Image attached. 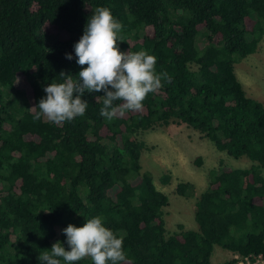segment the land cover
<instances>
[{"label": "trees", "instance_id": "16d2710c", "mask_svg": "<svg viewBox=\"0 0 264 264\" xmlns=\"http://www.w3.org/2000/svg\"><path fill=\"white\" fill-rule=\"evenodd\" d=\"M99 7L123 26L120 51L154 55L171 81L142 111L111 121L100 115L102 91L86 92L88 108L71 122L33 121L43 89L62 82V71L81 70L74 44ZM262 37L264 0H0V264H40L57 241L70 250L62 230L96 216L123 238V264H214V245L230 255L218 264L233 255L264 258V107L233 71L234 58L253 53ZM169 123L253 161L208 171L195 230L178 223L165 232L167 196L139 164L138 135ZM193 189L188 181L174 186L180 196Z\"/></svg>", "mask_w": 264, "mask_h": 264}, {"label": "clouds", "instance_id": "9594fccd", "mask_svg": "<svg viewBox=\"0 0 264 264\" xmlns=\"http://www.w3.org/2000/svg\"><path fill=\"white\" fill-rule=\"evenodd\" d=\"M122 27L108 8L95 10L74 44L76 63L81 70L75 77L62 71L58 76L62 82L49 83L43 89L46 97L40 99L33 121L43 117L57 125L71 122L84 116L88 108V102L82 99L85 93L101 91L104 95L100 115L111 121L125 111H142L147 96L171 81L168 73L157 72L154 55L145 50L120 51ZM65 58L73 59L67 53ZM116 101L121 103L116 105ZM62 232L70 250L66 251L57 241L39 254L40 264H75L83 259H90L92 264L126 261L123 238L107 228L99 216L87 219L82 227L69 224Z\"/></svg>", "mask_w": 264, "mask_h": 264}, {"label": "rangeland", "instance_id": "374dc122", "mask_svg": "<svg viewBox=\"0 0 264 264\" xmlns=\"http://www.w3.org/2000/svg\"><path fill=\"white\" fill-rule=\"evenodd\" d=\"M198 43L202 45L201 35ZM233 71L245 93L264 107L263 37L253 53L234 58ZM138 138L145 144L139 157L141 170L149 172L154 186L167 196V205L162 209L166 233L177 230L178 223L185 229H196L193 219L194 203L206 186L208 171L219 168L220 164L229 169L247 168L253 164V161L244 156L234 158L217 150L209 139L199 137L195 130L183 124L156 126L141 132ZM197 157L200 158L198 162ZM260 171L264 177V167H260ZM163 174H169L167 184L160 182ZM179 181H188L194 185L190 195L180 196L174 192V186ZM229 256L228 251L214 245L210 260L218 264Z\"/></svg>", "mask_w": 264, "mask_h": 264}, {"label": "built area", "instance_id": "2783aa9c", "mask_svg": "<svg viewBox=\"0 0 264 264\" xmlns=\"http://www.w3.org/2000/svg\"><path fill=\"white\" fill-rule=\"evenodd\" d=\"M233 261L229 264H264V258L259 255L238 256L233 255Z\"/></svg>", "mask_w": 264, "mask_h": 264}]
</instances>
